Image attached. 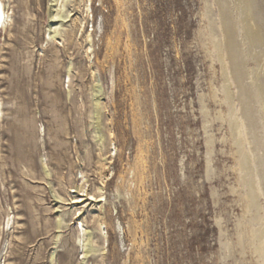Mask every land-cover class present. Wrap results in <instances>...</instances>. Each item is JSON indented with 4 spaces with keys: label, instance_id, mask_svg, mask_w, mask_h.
I'll return each instance as SVG.
<instances>
[{
    "label": "rangeland",
    "instance_id": "obj_1",
    "mask_svg": "<svg viewBox=\"0 0 264 264\" xmlns=\"http://www.w3.org/2000/svg\"><path fill=\"white\" fill-rule=\"evenodd\" d=\"M9 6L0 264H264V0Z\"/></svg>",
    "mask_w": 264,
    "mask_h": 264
},
{
    "label": "bare ground",
    "instance_id": "obj_2",
    "mask_svg": "<svg viewBox=\"0 0 264 264\" xmlns=\"http://www.w3.org/2000/svg\"><path fill=\"white\" fill-rule=\"evenodd\" d=\"M9 2H10V0H0V19H2V18H5V12L3 11L4 10V7L6 8V6H5V4H7V5H9ZM60 2V0H52V3L56 6L58 3ZM63 3V2H62ZM55 10V9H54ZM57 10V9H56ZM61 10V9H60ZM52 13V12H51ZM55 13V16L56 17H59L58 15L60 14V13H57L56 11L54 12ZM54 18V17H53ZM52 18V19H53ZM60 19V18H59ZM7 20H9L10 21V17L8 16V19ZM51 20V19H50ZM58 28V27H57ZM6 29V27L4 28V30ZM4 32H6V30L4 31ZM253 34H255V33H253ZM51 35V34H50ZM50 35L48 36L49 38H50ZM250 36H251V34H250ZM48 40V39H47ZM235 49H237V47L235 48ZM236 52V51H235ZM3 116V109H2V104H1V101H0V121H1V119L3 118L2 117ZM86 182V181H85ZM84 183V182H83ZM81 186V185H80ZM84 186V185H83ZM83 189V188H82ZM80 192H84V193H86L85 191H82V190H79ZM83 193V194H84ZM88 193V192H87ZM82 194V193H81ZM79 195L77 198H75V199H73L74 201H73V204H75V205H80V204H83V203H85L86 201H97V202H102V199H104L103 198V195H99V196H94V195H90V194H85V196L86 197H89L88 199H86V200H84L82 197H84V195ZM98 199H100L99 201H98ZM14 224V217H11V216H9V218H8V221H7V223H6V227H7V229H10L11 230V228H12V225ZM81 230L79 231V239H80V242L82 243V246H83V250H84V248H88V249H86L85 251H83V252H85V255H87L91 250H92V248L89 246V244H92V242H93V238H92V236L87 232V229L86 228H84V225L81 223ZM2 264V263H1Z\"/></svg>",
    "mask_w": 264,
    "mask_h": 264
},
{
    "label": "built area",
    "instance_id": "obj_3",
    "mask_svg": "<svg viewBox=\"0 0 264 264\" xmlns=\"http://www.w3.org/2000/svg\"><path fill=\"white\" fill-rule=\"evenodd\" d=\"M6 8L4 7V12H5V18L0 19V33H3L4 28L6 27L7 29L11 26V23L13 22V10L12 7L10 8L9 5L5 4ZM8 16L10 17V21L7 20Z\"/></svg>",
    "mask_w": 264,
    "mask_h": 264
}]
</instances>
